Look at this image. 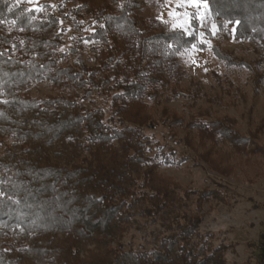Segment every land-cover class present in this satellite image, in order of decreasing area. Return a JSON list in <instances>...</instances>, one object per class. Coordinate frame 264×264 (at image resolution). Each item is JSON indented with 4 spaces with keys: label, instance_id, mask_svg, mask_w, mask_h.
I'll use <instances>...</instances> for the list:
<instances>
[{
    "label": "trees",
    "instance_id": "1",
    "mask_svg": "<svg viewBox=\"0 0 264 264\" xmlns=\"http://www.w3.org/2000/svg\"><path fill=\"white\" fill-rule=\"evenodd\" d=\"M207 2L216 34L227 30L249 42L255 57L239 61L220 44L211 50L227 66L246 68L258 92L264 86V0ZM142 4L44 0L35 8L25 0H0V264L223 259L225 246L198 230L203 200L214 192H204L191 211V196L161 172L174 161L150 155L147 130L166 126L222 176L239 170L264 177V146L258 144L264 118L255 125L248 120L242 132L237 117L212 115V107L171 108L180 98L196 107L203 96L180 54L193 45L208 48L202 37L212 32L192 18L188 35L140 14ZM232 86L223 93L231 95ZM147 224H159L152 231L155 247L125 242L132 228ZM257 248V264H263L264 234Z\"/></svg>",
    "mask_w": 264,
    "mask_h": 264
},
{
    "label": "rangeland",
    "instance_id": "2",
    "mask_svg": "<svg viewBox=\"0 0 264 264\" xmlns=\"http://www.w3.org/2000/svg\"><path fill=\"white\" fill-rule=\"evenodd\" d=\"M25 1L36 8L44 0ZM140 1L143 4L138 12L142 15L158 17L172 26L181 28L185 19H196L191 14L198 11L201 17L200 29L215 31V34L202 37L208 41V48L200 49L195 46L180 54L184 66L204 93L199 97L198 105L191 107L192 99L180 98L170 104L171 108L181 112L189 108L195 111L199 105L205 109L212 107V115L227 113L237 117L238 127L242 132L247 131L248 120L254 119L255 125L264 118V86L256 92L246 68L227 66L211 50L213 44H220L228 51H235L239 61H251L255 52L249 42L239 40L232 33L228 34L227 30L224 32L227 35H217V24L211 19L209 9L205 12L202 4L197 10L188 0ZM185 13L189 16L185 17ZM184 26L188 27L187 24ZM85 53L89 54L88 50ZM230 81L233 83L230 88L231 95L223 93L222 90V87L227 88ZM184 86H189L188 80H185ZM147 132L153 140L150 155L157 154L158 160L168 158L174 161L162 164L161 172L174 178L180 183L182 192L191 196V211L198 210V198L202 197L204 192H214L209 199L203 200V219L198 227L200 234L215 246H225L222 248L223 259L210 264H221L222 261L225 264H257V245L260 235L264 234V177H258L253 172L247 176L239 170L235 171L237 175L222 176L198 161L195 155L179 142L178 136L169 134L166 126L160 125ZM258 144L264 146V131L260 134ZM156 228H159V224H147V228L134 227L126 235L125 242L135 249L146 247L150 250L157 243L155 235L152 234L154 229L157 231ZM186 264L200 263L198 259H193Z\"/></svg>",
    "mask_w": 264,
    "mask_h": 264
},
{
    "label": "snow or ice",
    "instance_id": "3",
    "mask_svg": "<svg viewBox=\"0 0 264 264\" xmlns=\"http://www.w3.org/2000/svg\"><path fill=\"white\" fill-rule=\"evenodd\" d=\"M188 2L190 4H192L194 7H196L197 10H199V8L201 7V4L203 5V8L205 9V12H207V10L209 9L207 0H188ZM170 15H172V14L170 13ZM184 15H185V17L189 16L188 13H185ZM191 16L196 18L198 24L200 23L201 17L199 15L198 11L192 13ZM13 23H15V21H13ZM61 23H62V21H61ZM237 23H239V22H237ZM184 24H187L188 27H185ZM184 24L181 25V28L183 29L184 33H186L188 35H192L193 34L192 31H189V28H191V21L188 20V19H185ZM175 26L176 25H173V27H175ZM213 29H215V25H213ZM212 34H215V31H213ZM203 35H204V33H200V36H203ZM194 47H195V45H193V48ZM4 103H7V101H4ZM0 195H3V193H0Z\"/></svg>",
    "mask_w": 264,
    "mask_h": 264
}]
</instances>
